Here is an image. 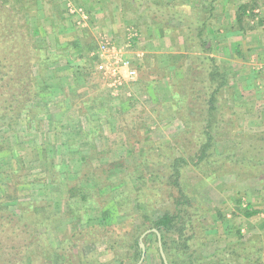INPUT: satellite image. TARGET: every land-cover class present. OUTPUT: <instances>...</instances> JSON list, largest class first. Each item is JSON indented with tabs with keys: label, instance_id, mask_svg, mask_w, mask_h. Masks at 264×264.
<instances>
[{
	"label": "rangeland",
	"instance_id": "374dc122",
	"mask_svg": "<svg viewBox=\"0 0 264 264\" xmlns=\"http://www.w3.org/2000/svg\"><path fill=\"white\" fill-rule=\"evenodd\" d=\"M150 1L157 5L164 3V0ZM188 1L191 0H185ZM102 2L110 4L115 29L119 26L121 29L117 34L106 31V21L97 17ZM230 2L228 29L237 28L239 36H228L226 56L218 49L217 37L210 36L217 49L215 56L231 63L229 75L233 81L225 88L226 100L230 102L229 95L234 93L233 101L239 106L231 101L224 111L228 122L220 125L222 129L216 138L217 159L204 163L201 168L189 164L180 175L183 191L192 200L197 230L202 233L195 239L196 243H202L195 255L210 259L218 253V260L222 259L220 251L233 249L239 243L236 228L245 241L264 234V165H248L251 161H264V0ZM248 2L252 4L248 17L250 26L246 22L243 31L238 27L235 13L240 4ZM175 7L181 8V12L190 8L184 3ZM37 9L38 18H30L28 33L25 30L31 50L42 48L36 51H46L48 56L59 53L62 57L49 68V92L31 103V118L25 116L28 115L25 111L12 129L8 131L5 127L0 131V206L21 214L26 201L34 206L50 202L57 214L47 230L52 243L56 244L72 233L76 223L74 217L67 215L68 189L82 185L88 171L95 169V177L106 184L102 195L95 196L96 201L106 200L105 195L125 187L126 180L129 191L134 190L137 187L131 176L135 171L134 163L140 162L146 154L149 160L164 164L157 167L161 173L166 177L170 175V169L164 166L174 152L168 146L187 130L179 113L190 112L172 107L169 87L173 78L182 77L193 64L194 68L200 66L192 62L190 53L194 57L201 56V52L187 51L190 48L185 46L177 28L181 25L176 20H171L173 28L166 30L161 22L153 20L144 6L133 3L38 0ZM74 41L77 45L69 52L66 45ZM104 41L119 47L128 43L126 57L138 69L135 80L119 89L112 88V80L95 68L99 60L96 53ZM183 54L189 57L179 60ZM35 73L38 76V68ZM59 104H62L60 109ZM201 117H206L204 111L197 120ZM55 121L59 123L55 125ZM203 125V120L197 121L192 141L181 142L182 145L186 142L188 148L184 153L174 150L176 155L194 156L198 152L201 144L198 135ZM64 144H68L65 145L68 148H64ZM46 148L51 151V157L63 163L59 180L51 185L46 184L49 180L41 181L48 165L41 157V150ZM230 150L234 153L229 155H233L232 159L222 156ZM78 154L86 158L82 163ZM19 158L24 160L27 171L24 169L17 174L10 169L19 166ZM3 169L8 170L6 175L1 174ZM140 171L145 172L142 167ZM109 178L111 185L107 184ZM10 196L12 198L8 199ZM162 197V204L155 207L158 214L168 207L165 196ZM144 198L151 201L149 196ZM238 200L243 208L251 204L259 213L245 216L238 209ZM219 212L224 220L218 217ZM158 247L155 237H151L143 264H162ZM104 249L105 244H98L86 251L88 256L92 251L96 255L100 253L103 261L111 259L112 255L101 254ZM238 256V252L233 253L230 259L237 261ZM228 264L235 262L229 260Z\"/></svg>",
	"mask_w": 264,
	"mask_h": 264
},
{
	"label": "trees",
	"instance_id": "16d2710c",
	"mask_svg": "<svg viewBox=\"0 0 264 264\" xmlns=\"http://www.w3.org/2000/svg\"><path fill=\"white\" fill-rule=\"evenodd\" d=\"M122 1L125 5L133 3L145 6L153 20L161 22L166 30L173 28L170 21L176 20L181 25L177 28L185 46L190 48L187 51L192 49L201 52V56L194 57L190 53V59L194 60L192 62L199 63L200 66L194 68L193 64L182 77L173 78L169 87L172 107L178 111L190 112L179 113L178 117L185 123L187 130L175 138L174 144L168 146L174 152L169 163L164 166L170 169V175L166 177L164 172L161 173L162 170L157 167L164 164L149 160L146 154L140 162L134 163L135 171L131 174L137 184L134 190L129 191V181L126 180L125 187L105 195L106 200L96 201L95 196L98 193L102 195V187L106 184L95 177V169L93 172L88 171L82 185L76 184L68 189L67 215L74 217L76 223L72 233L56 244L52 243L47 230L51 219L57 214L50 202L34 206L31 201H26L21 214L0 206V264H136L142 256L140 237L152 229L161 233L169 264H220L219 261L229 263V260H233L235 264H264V234L252 236L245 241L237 228L235 233L239 243L233 249L228 247L229 249L220 251L222 259L218 260V253L210 259L196 256V249L202 243H196L195 239L202 233H199L195 224L198 221L194 220L192 200L181 186L180 175L187 165L201 168L204 163H212L217 159L216 138L222 129L220 125L228 122L224 111L231 105V101L239 106L233 101L236 98L234 93L229 95L230 102L226 100L225 88L233 81L229 75L231 63L215 56L217 49L210 36L214 30L210 28L215 24L214 12L220 0H191L193 7L190 13L180 12L175 7L186 3L185 0H173L171 3L164 1L162 5L150 0ZM251 5L249 2L240 4L235 13L238 27L243 31L246 22L250 26L248 17ZM37 8L38 0H0V131L5 127L8 131L12 129L25 111L28 114L25 116L31 118V103L49 92V68L62 57L59 53L48 56L46 51H36L42 48L31 50L26 35L30 29L29 19L38 18ZM76 45L74 41L66 46L71 52ZM59 48L62 50V46ZM188 57L189 54H183L179 60L184 61ZM35 68H38V76ZM61 106L59 104V109ZM202 111L206 117L198 119L204 122V128L198 135L201 142L198 152L194 156L176 155V150L184 153L188 148L186 142L183 145L181 142L186 139L192 141L195 129L197 130V117ZM57 123L59 121H55V125ZM65 145L68 144H64V148H68ZM41 152L42 159L48 164L44 170L45 179L41 181L49 180L46 184L51 185L59 180L63 163L51 157L48 148ZM231 153L230 150L226 156H222L232 159L233 155L229 156ZM78 159L82 163L86 158L78 154ZM253 162L248 165H264L263 160ZM141 167L145 172L140 171ZM24 169L27 171L25 162L19 158V166L10 171L18 174ZM7 171L3 169L1 174L6 175ZM108 181L107 184L111 185V178ZM162 195L165 196L168 207L158 214L155 207L162 204ZM146 196L151 197V201L144 198ZM237 203L238 209L247 217L259 213L251 204L243 208L241 200ZM218 214L220 219H225L222 213ZM43 228L46 230L43 231ZM151 237H155L158 243L157 235L150 233L144 238L147 248ZM98 244H105L101 254L112 255L111 259L103 261L100 253L96 255L94 251L88 256L86 250ZM236 252L239 259H230L231 254Z\"/></svg>",
	"mask_w": 264,
	"mask_h": 264
},
{
	"label": "built area",
	"instance_id": "2783aa9c",
	"mask_svg": "<svg viewBox=\"0 0 264 264\" xmlns=\"http://www.w3.org/2000/svg\"><path fill=\"white\" fill-rule=\"evenodd\" d=\"M136 37V35H134ZM130 45L119 47L116 44L104 41L97 51L95 68L98 73L111 79V87L121 88L126 82L135 80L138 75V69L134 66L132 60L126 57Z\"/></svg>",
	"mask_w": 264,
	"mask_h": 264
},
{
	"label": "crops",
	"instance_id": "0c3cea01",
	"mask_svg": "<svg viewBox=\"0 0 264 264\" xmlns=\"http://www.w3.org/2000/svg\"><path fill=\"white\" fill-rule=\"evenodd\" d=\"M97 1H100V0H97ZM101 1H103V0H101ZM155 1H158V0H155ZM164 1H168V0H164ZM117 2L118 3L119 2L123 3L122 0H117ZM228 3H231L230 0H220L218 2V4H217L218 6H216L217 8H216V10L214 12L215 24L212 27H210L211 29H214L212 31L213 33L211 35L214 36V37H217V41L219 42L218 49L221 50L222 51V55H225V56H226L225 53H226V50H227V45L226 44L228 42V40H227L228 36L230 34H232V35H236L237 34L236 36H239V33L237 31L238 30L237 28L233 29L232 31H230V28L228 29V26L230 25V23H228V20L231 19L230 18V15L228 13ZM102 4L103 5L101 7H99L100 9L98 8L97 17L99 19H101V21L102 20H105L106 21L105 22V25H106L105 26V30L106 31H109L111 33L113 31V33L117 34L118 31H120L121 29L119 28L120 26L118 27V29L117 28L115 29L116 23L115 24L113 23V20H115V17L112 16V11L110 9L111 8L110 7V4L107 5V2H104V3L102 2ZM184 4H188L190 6V8L187 9V11H186L187 13H190L191 12V7H193L191 1L190 2L188 1V2H186ZM96 6H98V5L96 4ZM144 8H146V7L144 6ZM180 9L177 8L178 11H180ZM216 22H218V23H216ZM122 43H124V42H122ZM236 44H239V42H236ZM130 54H132V53H129L128 56L131 57ZM223 59L226 60V58H223Z\"/></svg>",
	"mask_w": 264,
	"mask_h": 264
},
{
	"label": "water",
	"instance_id": "95a60500",
	"mask_svg": "<svg viewBox=\"0 0 264 264\" xmlns=\"http://www.w3.org/2000/svg\"><path fill=\"white\" fill-rule=\"evenodd\" d=\"M150 233H155L157 235V238H158V245H159V251H160V254H161V257H162V260H163V263L164 264H169L168 262V259H167V256L165 254V251H164V248H163V242H162V236H161V233L157 230V229H152V230H148L146 232H144L141 237H140V241H139V245H140V248L142 250V256L140 258V260L138 261V263L136 264H143L144 263V260L146 258V245L144 243V238L150 234Z\"/></svg>",
	"mask_w": 264,
	"mask_h": 264
}]
</instances>
